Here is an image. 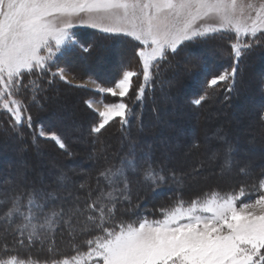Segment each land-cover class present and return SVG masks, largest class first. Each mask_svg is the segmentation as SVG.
<instances>
[{"label":"snow or ice","instance_id":"6c2138e0","mask_svg":"<svg viewBox=\"0 0 264 264\" xmlns=\"http://www.w3.org/2000/svg\"><path fill=\"white\" fill-rule=\"evenodd\" d=\"M246 8L253 9L254 5L249 2L238 7V0H0V110L8 113L13 128L25 121L32 126V118L24 115L27 108L17 96L22 90H30L35 99V94L44 90L42 81L49 74L66 81L64 69L51 72V65L58 53L62 54L64 48L75 45L76 41L67 31L71 24L65 22L64 27H58L55 20L58 16L83 12L109 13L118 20L130 17L131 32L119 27L102 30L124 32L143 45L137 51L143 68V83L139 87H135L133 81L138 73L124 70L113 86L97 84L101 94L119 97V101H98L102 108L94 107L92 101L85 102L97 115L91 129L93 133H100L117 117L122 125L127 123L130 108L123 98L135 88L136 99H142L152 69L158 71L159 61L166 59L168 49L175 53L177 45L183 41L229 29L237 36V42L232 44L235 61L230 69L213 76L207 84L213 87L228 82L227 90L231 91L241 49L259 43L258 31L264 35L260 27L264 24V2L254 9V19L250 15L245 17ZM213 13L219 18L218 27L207 26L203 30L195 27L197 20ZM246 19H251V24L245 23ZM241 33L251 34L252 42L241 44ZM25 78H29L27 83ZM52 82L51 78L47 80L48 84ZM205 95L192 103L200 105ZM38 134L55 141L61 149L66 148L54 131L46 132L41 128ZM233 151L226 142L222 170L232 168ZM220 155L214 153V158ZM137 171L152 184L166 179L164 169L154 166L150 154L136 157L130 153L121 160L120 167L108 166L99 173L107 190L101 188L95 196V190L90 189L83 197L71 193L58 197L59 189L65 187L60 182L63 177L58 178L53 192L35 187L25 190L22 185L6 190L3 194L6 210L0 213V230L18 233L20 237L27 231L28 244L49 239L61 228L73 240L79 235L95 233L91 239L83 241L88 246L87 251H77V256L72 257L75 264H85L86 260L92 264H264V179L255 186L257 198L251 202L241 199L245 195L243 188L224 194L214 191L204 198L193 199L187 206L183 199H178L174 205L161 209L162 219L118 220L119 206L126 201L130 203V174ZM240 172L246 174V169L241 167ZM172 175L175 177V173ZM57 199L63 201L59 206L53 203ZM45 208L49 209L46 213ZM14 217L19 222H14ZM17 243L24 245L25 240L17 239ZM73 247L78 249L75 243ZM0 264H25V261L5 250L0 255ZM62 264H70V261L64 259Z\"/></svg>","mask_w":264,"mask_h":264},{"label":"rangeland","instance_id":"374dc122","mask_svg":"<svg viewBox=\"0 0 264 264\" xmlns=\"http://www.w3.org/2000/svg\"><path fill=\"white\" fill-rule=\"evenodd\" d=\"M249 2L254 5V8H246L245 17L250 15L254 19L256 17L254 9L259 8L264 0H238V7L241 3L247 5ZM120 15L122 16V12ZM65 22L71 24V27L68 28L67 31L73 36L76 44L64 48L62 54L58 53L57 56L53 58L55 63L51 65V72H56L60 68L64 69L66 81L61 80L58 75L55 77H51L50 74L45 76L46 86L49 85L47 80L51 78L54 84L56 81L60 82L59 84H61L63 92L72 91V93L69 92V96L64 99H59V101L56 100L58 105L56 107H58V110L64 112L60 115L61 113H58L55 107L50 106L51 109L49 112L51 114L54 112L53 110H55L54 115L48 116V119L45 118L44 113H41L40 109L43 91L36 93L35 99H32V101L27 96L25 100H22L24 94L23 90V92L21 91L17 96L18 99L23 101V104L27 108V112L24 115H30L32 118L31 127L18 128V125L15 127L16 130L21 131V134L29 140V144L34 148L29 150V157H21L23 155L22 152L27 149V146L23 145L19 138L12 139L10 137L8 131L11 128L9 126L10 116L7 112L0 110V131L3 133L2 136L0 135V213L6 210V208L3 207L4 192L20 185H22L25 190L35 187L37 189L53 192L57 189L58 178L63 177V180L60 182L65 187L59 189L57 192V196L60 198L67 197L68 193H71L72 196H77L79 194V196L83 197L90 189L95 190L93 192L95 196L99 194L101 188L107 190L106 182L103 177H100L99 173L105 169L102 166V164H105V161L111 162L113 160L115 161L117 158V153L108 155L107 152L110 149H115L117 151L119 148L128 149L129 154L133 153L136 157H140L145 153L150 154L151 158H153L154 166L164 169L165 181L155 184L157 186L152 190L149 189L147 185L149 182L144 180L142 172L137 171L134 173L136 176L130 179L132 190V192L130 191V198H132V194L137 195L138 193L145 192L143 200L138 203V208L142 207L141 209H146L150 203L160 201L163 198H167V203L171 205H174L178 199H183L187 206V203L198 198L200 194L212 192L214 189H208L213 185L229 186L215 188L218 191L220 189L228 190L236 188L238 185H246L250 188L251 192L247 194L248 191L246 192L244 190L245 195L241 199L245 202H251V200L257 198L258 189L255 186L260 179H264V177H262L264 173V163H262L264 160V125H260L264 123L263 53H257L251 50V52H249L251 48L241 49L242 55L238 61V72L233 83V86L236 87L228 91V82H220L216 86L209 87L207 81L213 76L219 75L225 69H230L235 61L232 44L237 42V36L234 30L229 29L215 35H209L208 37H196L193 40L179 43L175 53H173L171 49L167 50L166 59L159 61L158 71L156 68L152 69V75L149 82L145 85L142 99H136L135 88L123 99L125 103L131 105L132 108L130 107V110L134 111V113L137 112V116H142L145 113V109L149 108L147 105L151 104L149 99H155L156 97L157 100L164 103V106L154 111L156 114L155 119H147L143 124L139 118L137 124L142 125L144 129L147 128L148 130L153 129L155 126H161L163 130H168L172 127V130L175 132L177 131L179 133L180 129L182 131L178 135L170 134L165 139H163L164 137H155L157 134H153L151 138L154 139H151V143L142 144L140 141H133L131 138L127 137L126 135L128 133L123 134L124 137L115 136V131L113 132V130H118V128L113 127L106 136L92 141L87 135L89 134L90 128L96 123L97 115L93 108L85 105V102L92 101L94 107L102 108V103H97L98 101H102L103 103L119 101V97H113L107 93L101 94L97 89V84L103 87L113 86L114 83L122 77L124 70L138 73V76L134 77L133 81L134 86L139 87V85L143 83V68L137 51L143 47V45L133 36L125 35L124 32L107 33L102 30L105 27H119L127 32H131L133 26L130 17L127 20H118L109 13L83 12L74 13L71 16H58L55 20L58 27H64ZM251 22V19L245 20L247 24H251ZM219 23L218 16L213 13L197 20L195 27L203 30V28L207 26L218 27ZM260 27L264 29V24H261ZM91 33L103 35L113 40V43L103 42L96 46L98 47L96 51L102 48L100 57L99 54L93 50V47L91 48L90 46L92 44H97V41L101 42L103 38L99 40L95 35H93L94 37L88 35ZM257 37H259V43H255L253 46L263 44L264 35H262L260 31L257 32ZM252 39L251 34L246 35L241 33L239 36V42L241 44L251 43ZM85 48L89 50L84 51ZM193 51L195 53H192ZM92 55H98V57H96L97 60L95 59V64L102 63V66L97 67L96 65L94 69L91 68V72L87 71V73L84 74L83 71V73H81L80 70L87 69L86 64L82 62H86L88 57ZM103 59L105 62L102 61ZM112 59L117 63H115L116 67L115 64L113 65V68H116L115 74L108 80H104L103 78L105 76L101 75L98 71H102V68H105L107 73L106 76L111 74ZM79 60L81 64L79 63V65H77ZM97 68L99 70H97ZM173 69L176 70V73L169 79H166L167 72ZM24 82L27 83L28 81ZM172 82L175 83H173L171 88L169 85ZM46 86H44L43 89ZM234 90L237 91L238 100H235L237 99L236 97L235 99H233L234 97L231 99L229 96L232 91L235 93ZM29 92L33 98V92ZM102 95H107L106 101L102 99ZM201 95H205V99L201 104L205 103L204 101L207 99H211L212 102L210 101L207 105L204 104L202 107L201 104H193L192 101L199 98ZM230 99L229 105H225V103L221 101H228ZM76 100H78L81 108L79 112L81 116L78 117L76 115V120L80 122L78 125H75L73 120L75 113H65L69 108L72 109L76 107ZM181 105L184 106L182 107ZM209 105H214L216 111L212 113L207 111L204 112V109ZM227 106L233 110L231 117L228 119L227 117L224 118L218 129L210 134V129L215 126L214 123L217 121L218 116L224 115ZM157 112H159V115H157ZM174 113L176 114L173 116ZM201 117L204 119V126L199 123V120L197 121V118ZM169 120L175 121L171 123ZM158 121H160V123H158ZM228 124H233L234 127L229 128V131L224 130L222 126ZM53 125L56 126V129L52 127ZM177 125H182L183 127L177 128ZM41 128L46 132L58 131L56 132L57 134L67 137V152L60 151L55 141L47 137H41L38 134ZM258 129L261 130L258 137L262 139V141L258 140L255 142L254 146L247 142L244 146H239L237 140L239 141L241 139L237 137L238 133L242 131L255 133ZM72 133L77 135L72 138V143L87 146L86 148H88L87 154H84V160L82 162H74L75 164L65 162V157L73 158L75 155L70 146L68 135ZM229 135L234 136L236 140L228 141ZM242 140H244V138ZM217 142L222 143V146L216 148L215 144ZM226 142L234 149L232 153V160L234 163L230 170H222L224 164L222 154L226 147ZM13 143H16L15 147ZM154 143L156 145L155 148L153 147ZM42 147L48 150V152H44ZM193 148L198 149L196 153L190 152ZM260 150H262L261 154L258 153ZM217 152L221 153V155L214 158V153ZM35 158L38 160L40 159L39 164H36V162L32 164L31 160ZM170 162L175 165L174 170L166 167V164ZM6 167H9L10 171L5 172L4 169ZM241 167L246 169V174L240 172ZM260 169H262L261 172H258ZM28 171L30 174L29 176ZM172 173H175V177H173ZM81 185H84V187L81 188ZM79 189H81V191L84 190L78 193L77 191H79ZM200 189L207 190L201 191L193 197L179 194L180 191L198 192ZM62 202V199H57L53 203L59 206ZM124 203L120 205L118 216L133 217L142 214V210L136 211L133 208L127 209ZM51 206L50 204L49 207ZM48 210V208H45L44 212L46 213ZM14 219L15 217L13 220ZM35 222L37 221H34V223ZM27 235V231H25L23 237H20L18 233H4L0 230V255L3 254L5 250H11L20 254L25 253L22 254L24 257H38L37 260H24L25 264H62L64 259H68L70 264H75L72 257L77 256V254L69 258L55 261L53 257L55 254L72 249L74 243L78 246V249H73L76 251L84 250L83 252H86L88 246L84 244L83 241L89 238L91 239L94 234L79 235L73 240V238L68 235L67 231L61 228L55 232L53 237L36 240L32 244H28ZM17 239H24L25 244H18ZM5 246H7L6 249ZM41 254L46 255L40 257ZM85 264H92V262L86 260Z\"/></svg>","mask_w":264,"mask_h":264},{"label":"trees","instance_id":"16d2710c","mask_svg":"<svg viewBox=\"0 0 264 264\" xmlns=\"http://www.w3.org/2000/svg\"><path fill=\"white\" fill-rule=\"evenodd\" d=\"M88 35H91L92 37H94L93 35H95L96 36V38H98L99 40H100V38H103V40L100 42V41H97V44H95V45H91L90 47L92 48L93 47V50L94 51H96V49H98V47H96V46H98L100 43H103V42H105V43H113V40H111V39H108L107 37H104L103 35H99V34H88ZM263 44H258V45H255V46H253V47H251V49H249V52H251V51H255V52H257V53H263L264 54V41L262 42ZM90 44V43H89ZM88 44V45H89ZM101 48V47H100ZM251 50V51H250ZM101 52H102V48L100 49V50H97L96 51V53L97 54H99V57L101 56ZM254 52V53H255ZM192 53H195L194 51L192 52ZM251 54H253V53H251ZM254 55V54H253ZM250 56V55H249ZM96 57H98V55H96V56H94V55H92L91 57L89 56L88 57V59L86 60V62H82V63H84V64H86V66H87V69L86 70H80V72L81 73H83V71H84V74H86L87 73V71H90L91 70V68L92 69H94L95 67H96V65H97V67H101L102 66V63H99V64H95V61L97 60V58ZM106 58V57H105ZM96 59V60H95ZM78 60V59H77ZM103 62H105L104 61V59L102 60ZM112 61V64H111V69H112V73L111 74H108V76H106V69L105 68H102L103 70L102 71H98L101 75H103V76H105L103 79L105 80H108L109 78H111L114 74H115V71H116V68H113V65L116 63L115 62V60L114 59H112L111 60ZM81 61L79 60L78 62H77V65H79V63H80ZM101 62V61H100ZM81 64V63H80ZM117 64V63H116ZM116 64H115V67H116ZM76 65V66H77ZM97 70H99L98 68H97ZM101 70V69H100ZM104 70H105V72H104ZM178 70V69H177ZM92 71V70H91ZM90 71V72H91ZM79 72V73H80ZM174 73H176V70L175 69H173L172 71L170 70L169 72H167V78L166 79H169ZM28 79L29 78H25V81H28ZM31 79H35V77H32ZM182 80V79H181ZM60 82H57L56 81V83L54 84V83H51V85L49 84L48 86H46V78L44 77L43 78V81H42V87H44V86H46L45 88H44V90H43V93H42V96L43 97H41V113H44V116H45V118H47L48 119V116H52V115H54V112H55V110H53L54 112H52L51 114H50V112H49V110L51 109L50 108V106H53V107H55V109L56 110H58V107H56V106H58L57 105V101H54L55 99H56V97H57V99L59 100V99H64L65 97H67V96H69V94L70 93H72V91L71 90H69L68 92H63L62 91V89H61V84H59ZM173 83H175V82H172V83H170V85H169V87H171L172 88V86H173ZM54 84V85H53ZM236 86H232V88L234 89ZM237 90V89H236ZM24 91V94H23V97H22V100H25V97L27 96V97H29L30 98V100L32 101V95H31V93L29 92L30 90H23ZM22 91V92H23ZM62 91V92H61ZM85 91V90H84ZM235 91V90H234ZM70 92V93H69ZM147 92H148V90H147ZM60 93V94H59ZM149 93V92H148ZM62 94V95H61ZM60 97V98H58V96ZM61 95V96H60ZM56 96V97H55ZM107 96V95H106ZM105 95L103 96L102 95V99L104 100V101H106V97ZM230 96V98L232 99L233 97V99H235V97L237 98V99H235V100H238V94H237V91H235V93H233V91L231 92V95H229ZM44 97H46V98H44ZM52 98V99H51ZM231 99L230 100H228V101H224V100H221L222 102H224L225 103V105H229V103H230V101H231ZM227 100V99H226ZM183 101V100H182ZM211 101V99L210 100H205L204 102L205 103H202L201 104V107L204 105V104H208L209 102ZM147 102V101H146ZM149 102L151 103L150 105H147L149 108L148 109H145V113H144V115H142V116H137L138 114H136V113H134V111H132V110H130V113L126 116V119H127V123L126 124H124V125H122L121 124V122H120V119L119 118H117V119H115V120H113V121H111L110 123H109V125H107L106 127H105V129H102L101 130V132L100 133H93L92 131H91V129L92 128H90V131H89V134L87 135V137L89 138V139H91L92 141L94 140L95 141V139H98V138H101V137H104V136H106L108 133H109V131H110V129L111 128H113V127H116V128H118V130H113V132H114V135L115 136H117V137H124V135L123 134H127L126 136L127 137H129V138H131V140H133V141H140L142 144H146V143H151L152 142V140L154 139H152L151 137H152V135L153 134H157V136H155V137H160V138H162V137H164L163 139H165L167 136H169L170 134H175V135H178L182 130L180 129L181 127H183L182 125H177L176 127L178 128V127H180L179 129H180V131H179V133L176 131H173L172 130V127H170L168 130H163V129H161V126L160 127H158V126H155L153 129H147V128H143V126L142 125H139V124H137L138 123V120H139V118L141 119V122L144 124V122H145V120H147V119H155V113H154V111L155 110H159L158 108H161V107H163L164 106V103L162 102V101H160V100H157L156 99V97H155V99H149ZM212 102V101H211ZM183 103V102H182ZM76 107H74V108H72L73 109V112H69V111H72V109H68V110H66L65 111V113H74L75 112V116H74V123H75V125L77 124H79L80 122L78 121V120H76V117L78 116H81V115H79V112L81 111V108H80V105H79V102H78V100H76ZM85 104V103H84ZM85 105H87V104H85ZM128 105H129V103H128ZM182 107L184 106V105H181ZM180 106V107H181ZM88 107V106H87ZM131 107V105H129V108ZM132 108V107H131ZM39 110V109H38ZM205 111L204 112H209V113H212V112H215L216 111V107L214 106V105H209L207 108H205L204 109ZM40 111V110H39ZM232 111L233 110H231L230 109V107L229 106H227V109H226V111L224 112V115H222V116H218V118H217V121L214 123L215 124V126L214 127H212L211 129H210V134L211 133H214L215 131H216V129H218V127L220 126V124H221V122L224 120V118H226L227 117V119L228 118H230L231 117V115H232ZM62 112H64V111H62V110H58V113H61L60 115H62ZM57 113V114H58ZM64 113V114H65ZM176 113H174L173 114V116L175 115ZM179 114V113H178ZM59 115V116H60ZM77 115V116H76ZM157 115H159V112H157ZM58 116V117H59ZM56 117V116H55ZM57 117V118H58ZM73 117V116H72ZM83 117H84V113H83ZM247 119H248V117H247ZM43 120V119H42ZM199 120V123L202 125V126H204V119L201 117V118H197V121ZM172 121H175V120H169V122H171L172 123ZM44 122V121H43ZM155 122H157V121H155ZM154 122V123H155ZM158 123H160V121H158ZM40 124V123H39ZM42 124V123H41ZM83 124V123H82ZM157 124V123H156ZM260 125H264V123H261ZM9 126L11 127L8 131H9V135H10V137L13 139V138H19L20 140H21V143L23 144V145H26L27 146V149H25L22 153H23V155L21 156L22 158L24 157V158H26V157H29L30 156V149H34L32 146H31V144H29L30 142H29V140L27 139V138H25L24 136H23V134H21V131L20 130H16V128H13L12 127V124L10 123L9 124ZM28 126V124H27V121H25L24 123H22V124H20V125H18L17 127L18 128H21V127H27ZM84 126H85V123H84ZM53 128H55L56 129V126H52ZM223 128H224V130H230L229 128H231V127H234V125L233 124H228V125H223L222 126ZM160 128V129H159ZM174 129H176L175 127H173ZM186 128V127H185ZM31 129V128H30ZM144 129V130H143ZM20 131V132H19ZM119 131V132H118ZM168 131V132H167ZM260 129H258V130H256V132L255 133H249V132H246V131H242V132H240V133H238L237 135V137H239V139H241V140H237V142H238V144H239V146L240 147H242V146H244V144H246V142L247 143H251L253 146L255 145V142H257L258 140H261L262 141V139H259V137H258V135H259V133H260ZM54 132H58V131H55L54 130ZM170 132V133H169ZM175 132V133H174ZM163 133V134H162ZM2 132L0 131V135L2 136ZM199 134H200V131H199ZM202 134V133H201ZM222 134H224V133H222ZM25 135V134H24ZM57 135H59L62 139H63V141H64V143H65V145H66V148L65 149H61V148H59L58 147V149L60 150V151H63V152H67V150H68V143H67V137H64V136H62L61 134H57ZM69 135V142H70V146H71V148H72V151H73V153L75 154L74 155V157L73 158H71V157H65V162L66 163H71V164H75V163H77V162H82L83 160H84V154H87V149L88 148H86L87 146H83V145H80V144H74V143H72L71 141H72V138H74V137H76L77 135L75 134V133H72V134H68ZM121 135V136H120ZM0 136V137H1ZM8 136V135H7ZM9 137V136H8ZM5 138V137H4ZM244 138V140H242ZM247 138H248V140H247ZM6 139V138H5ZM9 139V138H8ZM152 139V140H151ZM233 140H236V139H234V136H232V135H229L228 136V141H233ZM27 142V143H26ZM15 145H16V143H13V146L15 147ZM12 146V145H11ZM222 146V143H216L215 144V147L216 148H218V147H221ZM153 147L155 148L156 147V145H155V143L153 144ZM264 148V147H263ZM42 149H44V152H48V150H46L45 148H43L42 147ZM140 149V148H139ZM198 149H196V148H193V149H191V151L190 152H192V153H196V151H197ZM89 152H90V149H89ZM112 152V153H111ZM108 155H111V154H113V153H117V158H116V160L114 161H111V162H104L105 164H102V166L104 167V168H106V167H108V166H112L114 169L115 168H118V167H120V165H121V160L123 159V158H125V157H128L129 156V152H128V149H117V151L115 150V149H110L108 152ZM258 153H262V150H260V151H258ZM21 155V154H20ZM153 159V158H152ZM31 162H32V164L34 163V162H36V164H39L40 163V159L38 160V159H33V160H31ZM75 162V163H74ZM262 163H264V160L262 161ZM163 166V165H162ZM166 167H168V168H172L173 170H174V167H175V165L172 163V162H170V163H167L166 164ZM261 170L262 169H260V170H258V172H261ZM4 171L5 172H7V171H10V169H9V167H6L5 169H4ZM13 171V170H12ZM30 174H29V171H28V176H29ZM71 176V175H70ZM134 176H136L134 173H132V174H130V179L132 178V177H134ZM139 177V176H138ZM262 177H264V173H263V175H262ZM74 180H75V176H74ZM71 181H73V180H71ZM147 185H148V187H149V189H155V187L157 186V185H155V184H152L151 182H149V183H147ZM214 186V187H213ZM212 187H210V189H208V190H213L212 192H219V193H221V194H224V193H229V192H238L241 188H243L246 192L248 191V193L247 194H250V192H251V190H250V188L248 187V186H246V185H238V187H236V188H232V189H228V190H222V189H220L219 191L217 190V189H215V188H217V187H229V186H225V185H213ZM41 187H43V186H41ZM40 188V187H39ZM84 190V189H83ZM82 190V191H83ZM204 190H207V189H200L198 192H183V191H180L179 192V194H181V195H184V196H190V197H193L194 195H196V194H198V193H200L201 191H204ZM81 191V189H79V191H77L78 193H81L82 192ZM131 192H132V190H131ZM212 192H205V193H203V194H200L199 196H198V198H202V197H205L206 196V193L207 194H211ZM75 193H76V191H75ZM252 194V193H251ZM79 195V194H78ZM144 195H145V192H141V193H138L137 195H133L132 194V198H131V200H130V203L129 202H125L124 203V205H125V207L127 208V209H131V208H133L134 210H136V211H138V210H142V214H140V215H135V216H133V217H131V216H128V217H120V216H118L117 215V219L118 220H123V221H125V222H132V221H134V220H137V219H139V218H141V217H146L149 221H153V220H158V219H161L163 216H162V212H161V209H163V208H168V207H170V206H172L170 203H167L168 202V200H167V198H163V199H161L160 201H155V202H153L154 203V205H155V207H154V205H153V203H150L149 205H148V207L146 208V209H141V208H138V206H139V201H141V200H143V198H144ZM254 195V194H253ZM173 202H175V201H173ZM25 203H26V201H25ZM162 203H164V204H162ZM23 210H27L26 208L25 209H23ZM144 211V212H143ZM118 212H120V206H119V211ZM118 214V213H117ZM138 214V213H137ZM19 220L17 219V218H15L14 219V222H18ZM94 235H95V233H93ZM11 238V237H10ZM92 238V237H91ZM90 239V238H89ZM74 248V247H73ZM70 249V250H68V251H64V252H60V253H58V254H55V256L53 257V259H54V261L55 260H61V259H64V258H69V257H71V256H74L75 254H77V251L75 250V249ZM79 252H83L84 250H78ZM8 252H10L12 255H15V256H17V258H19V259H22V260H28V259H32V260H37L38 259V257H35V256H32V257H24V255H22V254H25V253H22V254H20V253H18V252H15V251H11V250H8ZM2 255V254H1ZM46 254H41V256L40 257H44ZM49 258H51V257H49Z\"/></svg>","mask_w":264,"mask_h":264},{"label":"bare ground","instance_id":"6f19581e","mask_svg":"<svg viewBox=\"0 0 264 264\" xmlns=\"http://www.w3.org/2000/svg\"><path fill=\"white\" fill-rule=\"evenodd\" d=\"M101 62H102V61H101ZM59 94H60V93H59ZM61 95H62V94H61ZM61 95H60V96H61ZM57 96H58V95H57ZM55 97H56V96H55ZM58 98H60V97L58 96ZM51 99H52V98H51ZM56 100H58L57 97H56V99H55L54 101H56ZM58 101H59V100H58ZM71 112H73V111H71ZM74 113H75V112H74Z\"/></svg>","mask_w":264,"mask_h":264}]
</instances>
